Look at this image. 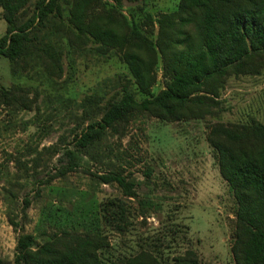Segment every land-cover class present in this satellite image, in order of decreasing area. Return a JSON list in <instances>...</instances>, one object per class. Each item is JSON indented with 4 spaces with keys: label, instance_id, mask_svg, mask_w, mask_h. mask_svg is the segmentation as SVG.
Returning <instances> with one entry per match:
<instances>
[{
    "label": "trees",
    "instance_id": "1",
    "mask_svg": "<svg viewBox=\"0 0 264 264\" xmlns=\"http://www.w3.org/2000/svg\"><path fill=\"white\" fill-rule=\"evenodd\" d=\"M33 1L0 0L7 23L6 33L0 37V56L11 61L15 78L22 79L25 70L39 64L52 75L63 77L62 41L67 40L71 48L92 42L101 55L117 53L136 85L133 90L130 82L126 83L122 92L104 105L94 96L80 103L86 113L93 105L99 110L86 127L74 129L67 145L43 146L54 152L66 147L67 162L47 183L78 170L86 160L101 158L104 140L109 135H126L137 115L170 122L218 116L220 90L227 79L258 75L264 68V0H180L177 9L157 18L142 7L139 15L132 9L129 16L124 14L123 0H71L68 13L63 0H35L29 11ZM156 23L159 29L154 39ZM160 60L167 81L165 88L157 91ZM31 92L25 82L1 86L0 112L7 107L32 110L39 92L30 97ZM208 142L217 152L220 173L238 204L232 246L236 264H264V124L219 121L211 125ZM93 175L103 184H117L127 198L138 196L135 177L118 170ZM30 204L31 199L25 197L24 208ZM148 204L141 202L142 216H146ZM128 218L122 199L102 203V222L124 232ZM11 223L19 227L16 219L11 218ZM178 232L173 230L175 235ZM175 235L168 240L159 236L141 245L135 254L119 258L110 255L109 237L102 232L64 230L40 245L34 234L22 233L15 264H201L197 251L190 247L170 255L177 243ZM0 264H4L1 259Z\"/></svg>",
    "mask_w": 264,
    "mask_h": 264
},
{
    "label": "rangeland",
    "instance_id": "2",
    "mask_svg": "<svg viewBox=\"0 0 264 264\" xmlns=\"http://www.w3.org/2000/svg\"><path fill=\"white\" fill-rule=\"evenodd\" d=\"M68 1L71 0L62 2L66 13L71 6ZM179 1L123 0L122 12L129 16L132 9L139 15L142 7L143 12L157 18L177 9ZM0 11L2 37L7 23L1 7ZM155 27L154 39L158 23ZM66 41H62L61 78L39 64L17 79L12 74L11 61L0 56V87L25 82L32 91L30 97L39 92L32 110L7 107L0 112V259L4 264H15L22 233L34 234L40 245L64 230L102 232L109 237L110 255L123 258L159 236L171 239L173 230H179L170 255L190 247L197 251L201 264H236L232 246L238 204L220 173L218 155L208 142V133L211 125L219 121L264 124V68L258 75H231L227 79L220 90L218 116L170 122L148 114L137 115L126 135H109L104 140L101 158L86 160L78 170L47 183L67 162L66 147L54 152L43 146L67 145L74 129L86 127L88 119L99 110L93 105L86 113L80 103L94 96L104 105L119 95L128 82L136 90L128 66L117 53L101 55L92 42L71 48ZM157 69L158 91L165 88L167 81L162 60ZM109 170L135 177L138 196L127 198L117 184H103L93 175ZM147 171L151 172L149 176ZM25 197L31 199L28 208L23 206ZM115 198L124 201L128 212L124 232L100 220L102 203ZM141 202L150 203L145 208L146 216L140 213ZM11 218L19 223L17 229Z\"/></svg>",
    "mask_w": 264,
    "mask_h": 264
},
{
    "label": "crops",
    "instance_id": "3",
    "mask_svg": "<svg viewBox=\"0 0 264 264\" xmlns=\"http://www.w3.org/2000/svg\"><path fill=\"white\" fill-rule=\"evenodd\" d=\"M0 13H1V11H0Z\"/></svg>",
    "mask_w": 264,
    "mask_h": 264
}]
</instances>
